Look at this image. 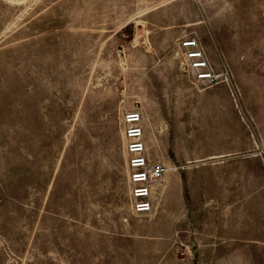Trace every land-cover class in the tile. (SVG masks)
Here are the masks:
<instances>
[{
  "label": "rangeland",
  "instance_id": "1",
  "mask_svg": "<svg viewBox=\"0 0 264 264\" xmlns=\"http://www.w3.org/2000/svg\"><path fill=\"white\" fill-rule=\"evenodd\" d=\"M191 38L195 46L181 44ZM197 49L225 75L197 83L186 56ZM140 102L158 107L159 156L254 157L260 176H220L236 186L232 209L173 207L165 181L140 235L124 232L116 153L121 113ZM197 103L174 125L190 139L167 144L168 107ZM172 162L164 173H183ZM221 218L227 227L206 229ZM231 244L264 245V0H0V264H264L199 255Z\"/></svg>",
  "mask_w": 264,
  "mask_h": 264
},
{
  "label": "crops",
  "instance_id": "2",
  "mask_svg": "<svg viewBox=\"0 0 264 264\" xmlns=\"http://www.w3.org/2000/svg\"><path fill=\"white\" fill-rule=\"evenodd\" d=\"M203 104H185L181 106L171 105L167 109L166 114V143L167 144H175V143H186L188 139H190L193 130L187 131V126L183 125L182 132L180 130H175V121L178 123L181 120V112L186 109L190 111L191 109L198 111L201 110V106ZM133 108V107H131ZM141 114L140 124L142 126V140L144 142V153L146 159L150 162H161L164 164V161L170 162V160L174 159L177 162L173 163V169L175 170L176 165L182 167L184 170L183 173L180 170L179 173L175 172L172 173V176H168L167 174L163 175L159 181L156 183H152L150 186V195L153 197L157 192H161L159 190L160 187H164L163 182L166 184V189L169 190V205L177 208L185 207L186 204L192 201V205L195 207H217L219 208H233V204L236 202L235 197L233 196V192L236 188L232 184V182L224 183L223 178L220 177L221 175L225 176H238L240 173L247 174L251 172L250 177H256L257 175L260 176L261 169L257 167L258 164L253 158H246L242 159V163L240 164L237 161L235 162H228V159L218 161L216 163H205L203 160L205 158L203 156L198 155H189L184 152L173 150L171 151L170 155L164 157L157 155L153 150V144L157 141V114L158 107L156 104L148 106L143 105L141 102L136 107ZM155 110V111H154ZM182 121V120H181ZM121 131V130H120ZM117 159V173L115 178V187L118 186L122 194V200H124V210L120 214H117V219L123 223L124 215L127 219L123 224L125 225V231L131 237H137L140 235L142 230V220L139 217L143 213H136L132 210L131 207V197L129 193V182H128V171H127V164H126V152L124 148V140L122 137L121 131V142L119 151L116 153ZM103 161V170H102V182L101 185V192H102V200L104 202H111V186H112V175H111V156H110V148L108 147L106 152L103 153L102 157ZM245 161V162H244ZM167 164V163H166ZM169 164V163H168ZM210 164V165H209ZM242 165V166H240ZM229 166V167H228ZM196 168L199 171V174L203 177L204 183L201 185V188L197 189L193 187L192 184V174L193 169ZM250 175V174H247ZM171 179V182L169 180ZM170 182V184H169ZM162 189V188H161ZM165 189V188H164ZM163 189V190H164ZM198 193L196 198H192L191 200L188 199L189 197L194 196V192ZM114 199V198H113ZM191 203V202H190ZM159 210L157 203L152 202V210L150 211L149 216H153ZM230 210H227V213ZM105 213V211H104ZM220 220V219H219ZM217 219V221H219ZM221 220L224 221L223 218ZM226 220V219H225ZM232 221V220H231ZM228 221L224 222H217L212 224H207L206 229L210 228V230H214L215 228L227 227ZM201 240V237L197 238L198 244ZM201 246V243L199 244ZM199 246V248H200ZM158 250V248L156 246ZM169 248V247H168ZM167 247L164 248L168 249ZM170 249V248H169ZM204 248L200 249L199 255L200 256H217V255H232V256H241V255H251V256H263L264 257V245L262 247L250 248V247H242L239 245L231 244L230 247H222L220 249H213L209 248V251H204ZM163 250V249H161ZM160 250V251H161ZM203 251V252H201ZM163 253V252H162Z\"/></svg>",
  "mask_w": 264,
  "mask_h": 264
},
{
  "label": "built area",
  "instance_id": "3",
  "mask_svg": "<svg viewBox=\"0 0 264 264\" xmlns=\"http://www.w3.org/2000/svg\"><path fill=\"white\" fill-rule=\"evenodd\" d=\"M184 46H195L194 38L181 42ZM186 56L190 58L189 66L194 70V80L197 83H212L222 75L223 71L208 69L204 59H201L200 50H189ZM141 114L137 108L125 109L121 113V131L126 152L129 193L131 207L136 213H149L152 210L150 200V186L161 179L164 172L171 168L161 162H150L144 153L142 140Z\"/></svg>",
  "mask_w": 264,
  "mask_h": 264
}]
</instances>
